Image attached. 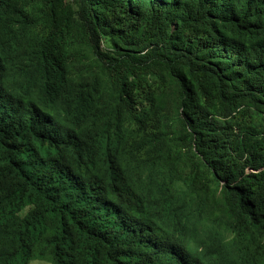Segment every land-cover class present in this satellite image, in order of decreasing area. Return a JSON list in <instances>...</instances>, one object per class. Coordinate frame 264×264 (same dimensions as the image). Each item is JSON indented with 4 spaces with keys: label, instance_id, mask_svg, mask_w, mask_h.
<instances>
[{
    "label": "trees",
    "instance_id": "obj_1",
    "mask_svg": "<svg viewBox=\"0 0 264 264\" xmlns=\"http://www.w3.org/2000/svg\"><path fill=\"white\" fill-rule=\"evenodd\" d=\"M0 264H264V0H0Z\"/></svg>",
    "mask_w": 264,
    "mask_h": 264
},
{
    "label": "clouds",
    "instance_id": "obj_2",
    "mask_svg": "<svg viewBox=\"0 0 264 264\" xmlns=\"http://www.w3.org/2000/svg\"><path fill=\"white\" fill-rule=\"evenodd\" d=\"M45 84H46V83H45ZM45 84H44V85H45ZM56 95L59 96V93L56 92ZM50 109H51V108H50ZM49 112L52 113L51 110H50ZM243 247L245 248V244H244V243H243Z\"/></svg>",
    "mask_w": 264,
    "mask_h": 264
}]
</instances>
